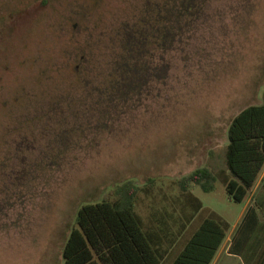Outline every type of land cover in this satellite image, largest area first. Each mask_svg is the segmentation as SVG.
<instances>
[{
	"label": "rangeland",
	"instance_id": "obj_1",
	"mask_svg": "<svg viewBox=\"0 0 264 264\" xmlns=\"http://www.w3.org/2000/svg\"><path fill=\"white\" fill-rule=\"evenodd\" d=\"M263 89L264 0H0V264H64L79 207L124 182L146 224L165 212L161 264L211 210L238 221L220 177L188 219L179 179L226 166ZM230 243L215 264H244Z\"/></svg>",
	"mask_w": 264,
	"mask_h": 264
},
{
	"label": "trees",
	"instance_id": "obj_2",
	"mask_svg": "<svg viewBox=\"0 0 264 264\" xmlns=\"http://www.w3.org/2000/svg\"><path fill=\"white\" fill-rule=\"evenodd\" d=\"M227 138L224 168L215 173L201 166L179 179L192 206L188 219L204 208L203 201L191 190L193 183L211 190L213 181L220 177L229 195L242 201L256 180L264 164V96L261 103H250L232 117ZM139 189L136 183L124 182L117 187L116 197L82 204L76 215L77 225L70 229L63 245L64 264H161L170 253V245L164 246L163 241V233H168L163 225L165 212L156 210L154 223L146 224L136 209ZM228 228V221L211 210L170 264H210ZM174 239L168 238V243ZM233 247L242 249L235 237L230 245Z\"/></svg>",
	"mask_w": 264,
	"mask_h": 264
},
{
	"label": "crops",
	"instance_id": "obj_3",
	"mask_svg": "<svg viewBox=\"0 0 264 264\" xmlns=\"http://www.w3.org/2000/svg\"><path fill=\"white\" fill-rule=\"evenodd\" d=\"M263 96L264 89L263 91H258V100L253 103H261ZM219 168L224 167L222 166ZM243 200L244 208L240 213L238 221L232 223L223 217L228 221L230 229L227 231V235L221 246L227 240H230L231 243L234 241V234L239 225L240 234L237 241L235 238V242H238L239 239L241 248L244 250V264H264V164L256 180L244 194ZM218 253L219 250L210 264H215L220 259Z\"/></svg>",
	"mask_w": 264,
	"mask_h": 264
},
{
	"label": "flooded vegetation",
	"instance_id": "obj_4",
	"mask_svg": "<svg viewBox=\"0 0 264 264\" xmlns=\"http://www.w3.org/2000/svg\"><path fill=\"white\" fill-rule=\"evenodd\" d=\"M162 35H165L164 31H163ZM122 83L124 84L125 83V80H122Z\"/></svg>",
	"mask_w": 264,
	"mask_h": 264
}]
</instances>
